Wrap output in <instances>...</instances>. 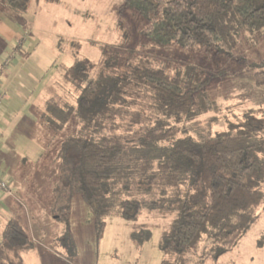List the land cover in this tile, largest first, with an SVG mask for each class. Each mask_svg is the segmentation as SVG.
<instances>
[{"label":"trees","instance_id":"16d2710c","mask_svg":"<svg viewBox=\"0 0 264 264\" xmlns=\"http://www.w3.org/2000/svg\"><path fill=\"white\" fill-rule=\"evenodd\" d=\"M31 2L0 5L24 13ZM116 30L111 41L93 40L92 54L74 41L71 64L48 86L38 114L46 141L57 142L47 179L83 197L98 238L111 214L135 222L165 212L160 264H209L264 205V118L248 108L229 119L209 89L222 70L206 73L241 36L264 31V0H123ZM252 66L264 88V60ZM69 211L59 207L57 220L67 222ZM3 220L0 264H27L30 231L16 217ZM150 235L135 224L138 244Z\"/></svg>","mask_w":264,"mask_h":264},{"label":"rangeland","instance_id":"374dc122","mask_svg":"<svg viewBox=\"0 0 264 264\" xmlns=\"http://www.w3.org/2000/svg\"><path fill=\"white\" fill-rule=\"evenodd\" d=\"M122 1L32 0L24 13L0 5V92L9 100L0 104V160L5 164L1 174L14 192L15 217L34 240V249L24 254L27 264H40L42 251L62 264H160L163 257L159 228L169 219L165 212L144 215L135 222L111 214L104 218L98 238L83 197H69L61 182L57 185L47 179V160L57 142L46 141L38 114L48 86L62 66L71 64L74 41L80 54H92L93 40L107 42L118 35L116 20ZM24 52L28 57L22 56ZM194 58L187 56L189 62L195 63ZM260 60H264V31L241 36L231 57L211 62L206 76L222 71L209 78V89L229 119L232 113L242 116L248 108L255 109L253 117L264 118V88L254 85L252 66ZM67 203L68 221L57 220V209ZM1 222L0 228L3 217ZM138 223L151 231L142 244L132 238ZM262 233L264 205L238 243L209 264H264V245H256Z\"/></svg>","mask_w":264,"mask_h":264},{"label":"crops","instance_id":"0c3cea01","mask_svg":"<svg viewBox=\"0 0 264 264\" xmlns=\"http://www.w3.org/2000/svg\"><path fill=\"white\" fill-rule=\"evenodd\" d=\"M21 54L22 53L19 52L18 56L20 57ZM4 63L6 65L8 62H4ZM6 100L7 102L9 101L7 98ZM0 147H1V143H0ZM3 168H5V164L3 163L2 160H0V174L2 172L1 169ZM13 194L14 192H12L11 187L9 191H0V224L2 223L1 222L2 217H15V208H14V201H13L14 195ZM40 256H41L40 264H62L61 260H59L58 258H55L52 254L48 253L47 251L46 253L42 251V253H40Z\"/></svg>","mask_w":264,"mask_h":264},{"label":"built area","instance_id":"2783aa9c","mask_svg":"<svg viewBox=\"0 0 264 264\" xmlns=\"http://www.w3.org/2000/svg\"><path fill=\"white\" fill-rule=\"evenodd\" d=\"M0 71H1V68H0ZM6 98H7L6 93L0 92V104ZM9 190H10L9 181L2 174H0V191H9Z\"/></svg>","mask_w":264,"mask_h":264}]
</instances>
